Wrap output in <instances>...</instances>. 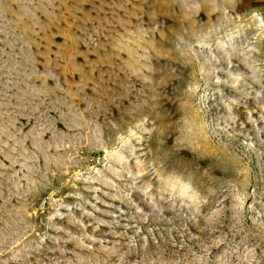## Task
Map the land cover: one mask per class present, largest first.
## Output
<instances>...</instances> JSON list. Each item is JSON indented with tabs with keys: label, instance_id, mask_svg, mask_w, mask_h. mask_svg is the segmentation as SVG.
Returning <instances> with one entry per match:
<instances>
[{
	"label": "rangeland",
	"instance_id": "rangeland-1",
	"mask_svg": "<svg viewBox=\"0 0 264 264\" xmlns=\"http://www.w3.org/2000/svg\"><path fill=\"white\" fill-rule=\"evenodd\" d=\"M0 264H264V0H0Z\"/></svg>",
	"mask_w": 264,
	"mask_h": 264
}]
</instances>
